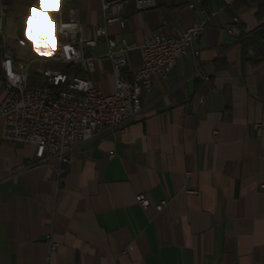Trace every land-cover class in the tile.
I'll use <instances>...</instances> for the list:
<instances>
[{"label":"crops","instance_id":"crops-1","mask_svg":"<svg viewBox=\"0 0 264 264\" xmlns=\"http://www.w3.org/2000/svg\"><path fill=\"white\" fill-rule=\"evenodd\" d=\"M7 1L10 7L0 4L16 28L8 33L2 23L5 51L17 60L37 57L14 20L26 12L31 25L36 0ZM68 1L82 36H92L106 0ZM33 15L47 21L46 34L55 32L54 47L56 26L44 13ZM123 16V28L112 24L106 32L137 46L127 53V74L141 65L146 38L207 23L171 74L142 93L141 115L124 131L104 130L86 142L62 175L56 161L35 164L33 146L3 141L0 122V264H264V56L247 44L264 25V0H155L143 11L129 1ZM232 17L239 19L233 37L224 30ZM106 48L99 38L84 50L94 58L92 72L68 71L110 94ZM197 69L206 79L193 77ZM139 194L148 207L136 203Z\"/></svg>","mask_w":264,"mask_h":264},{"label":"built area","instance_id":"built-area-1","mask_svg":"<svg viewBox=\"0 0 264 264\" xmlns=\"http://www.w3.org/2000/svg\"><path fill=\"white\" fill-rule=\"evenodd\" d=\"M129 1L133 2L136 11L155 6V0L103 1V24L94 27L92 36L86 38L82 36L77 10L69 6L63 8L56 17V29L63 24L74 27L56 31L58 40L54 47L58 43L59 51L51 59L32 57L27 60H17L4 49L7 37L3 34L1 16L6 7L0 4V48H3L0 57L3 81L0 122L3 141L33 146L35 164L56 161L54 171L62 175L75 151L86 142L98 138L104 130L124 131L141 115L142 93L151 89L154 80L165 79L171 74L176 61L189 53L204 32L207 19L192 23L176 36L159 32L146 38L138 47L142 50L141 65L127 74V53L137 46L109 38L106 28L112 24L121 28L125 26L123 8ZM188 6L197 9L194 3ZM197 10L204 14V10ZM238 25L239 19L232 17L224 24L226 34L231 37L239 35ZM99 38L105 41V57L112 65L114 86L110 94H103L86 76L68 71L70 67L79 66L88 73L94 70V58L86 55L84 50L96 45ZM16 40L19 46H25L23 39ZM65 46L71 49L67 55L63 51ZM193 55L197 56L198 52ZM31 69H34V76ZM193 77L206 79L198 69ZM109 156L114 153L109 152ZM23 169L25 166H17L13 173ZM187 192L196 193L195 190ZM135 201L142 208L150 205L143 194L136 195ZM163 206L161 202L155 208L161 211ZM49 244L52 250L57 247L52 241Z\"/></svg>","mask_w":264,"mask_h":264},{"label":"clouds","instance_id":"clouds-1","mask_svg":"<svg viewBox=\"0 0 264 264\" xmlns=\"http://www.w3.org/2000/svg\"><path fill=\"white\" fill-rule=\"evenodd\" d=\"M46 2V0H36V4L31 9L30 15L28 17V21H32L33 23H26L25 27V39L31 45L32 52L37 56V58L41 59H51L57 51H59V45L57 43L56 47L52 46L51 42H55V32L49 36L46 34V31H37L36 30V21L38 20L36 16L33 15V10L44 13L47 18L51 21L52 25L55 27L57 25L56 17L62 11V0H59V6H57V0H51L49 3V9L45 10L42 8V4ZM74 27L73 25L63 24L56 31H62L63 29H69ZM35 37V39H33ZM51 41V42H50ZM65 55H67L71 49L67 46L63 49ZM10 64V62H9ZM11 75V73H10Z\"/></svg>","mask_w":264,"mask_h":264},{"label":"trees","instance_id":"trees-1","mask_svg":"<svg viewBox=\"0 0 264 264\" xmlns=\"http://www.w3.org/2000/svg\"><path fill=\"white\" fill-rule=\"evenodd\" d=\"M28 1L31 2V0ZM14 20L19 27V35H22L27 21V13L25 12L22 16H15ZM247 44H252L256 47V54L258 57L264 56V25L253 33L251 40L248 41ZM31 75H35L34 69H31Z\"/></svg>","mask_w":264,"mask_h":264},{"label":"rangeland","instance_id":"rangeland-1","mask_svg":"<svg viewBox=\"0 0 264 264\" xmlns=\"http://www.w3.org/2000/svg\"><path fill=\"white\" fill-rule=\"evenodd\" d=\"M4 1H5L4 4L8 5L9 7L11 6V3L9 1L7 0ZM2 23H3V28L6 32L15 34L16 25L14 21L5 12H3L2 15Z\"/></svg>","mask_w":264,"mask_h":264},{"label":"snow or ice","instance_id":"snow-or-ice-1","mask_svg":"<svg viewBox=\"0 0 264 264\" xmlns=\"http://www.w3.org/2000/svg\"><path fill=\"white\" fill-rule=\"evenodd\" d=\"M42 8L45 9L44 4H42ZM50 29L47 21L40 19L36 21V30L37 31H48Z\"/></svg>","mask_w":264,"mask_h":264},{"label":"water","instance_id":"water-1","mask_svg":"<svg viewBox=\"0 0 264 264\" xmlns=\"http://www.w3.org/2000/svg\"><path fill=\"white\" fill-rule=\"evenodd\" d=\"M68 2H69L68 0H62V5H61L62 9L67 7Z\"/></svg>","mask_w":264,"mask_h":264}]
</instances>
